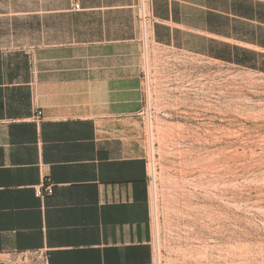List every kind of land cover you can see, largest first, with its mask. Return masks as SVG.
Here are the masks:
<instances>
[{"label": "crops", "instance_id": "obj_1", "mask_svg": "<svg viewBox=\"0 0 264 264\" xmlns=\"http://www.w3.org/2000/svg\"><path fill=\"white\" fill-rule=\"evenodd\" d=\"M79 1L44 11L36 46L0 36L4 264H153L136 0ZM150 14L154 44L264 73V0H151Z\"/></svg>", "mask_w": 264, "mask_h": 264}, {"label": "rangeland", "instance_id": "obj_2", "mask_svg": "<svg viewBox=\"0 0 264 264\" xmlns=\"http://www.w3.org/2000/svg\"><path fill=\"white\" fill-rule=\"evenodd\" d=\"M73 1L0 0V36L36 46L44 11ZM149 31L140 117L153 264H264V73L158 46Z\"/></svg>", "mask_w": 264, "mask_h": 264}, {"label": "built area", "instance_id": "obj_3", "mask_svg": "<svg viewBox=\"0 0 264 264\" xmlns=\"http://www.w3.org/2000/svg\"><path fill=\"white\" fill-rule=\"evenodd\" d=\"M150 2L151 0H139L138 1V9H137V17H138V23L141 30V40L143 43V47L145 45L146 39H147V30L152 25V19L150 16ZM72 8L75 11L80 10V5L78 2L73 1ZM35 121H40L42 118V112L41 110H37L35 115L33 116ZM44 191L48 194L52 192V189L50 186L45 187ZM36 195L38 197H42L44 195V192H42L40 189L36 191ZM34 254L40 255V253L35 252ZM29 257V255L23 254V258ZM0 264H4L0 261Z\"/></svg>", "mask_w": 264, "mask_h": 264}, {"label": "trees", "instance_id": "obj_4", "mask_svg": "<svg viewBox=\"0 0 264 264\" xmlns=\"http://www.w3.org/2000/svg\"><path fill=\"white\" fill-rule=\"evenodd\" d=\"M237 64L242 65V64H245V62L244 61H239Z\"/></svg>", "mask_w": 264, "mask_h": 264}]
</instances>
